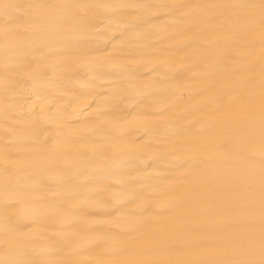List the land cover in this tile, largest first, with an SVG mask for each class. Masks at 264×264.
Segmentation results:
<instances>
[{
    "label": "bare ground",
    "instance_id": "obj_1",
    "mask_svg": "<svg viewBox=\"0 0 264 264\" xmlns=\"http://www.w3.org/2000/svg\"><path fill=\"white\" fill-rule=\"evenodd\" d=\"M0 264H260L264 0H0Z\"/></svg>",
    "mask_w": 264,
    "mask_h": 264
},
{
    "label": "snow or ice",
    "instance_id": "obj_2",
    "mask_svg": "<svg viewBox=\"0 0 264 264\" xmlns=\"http://www.w3.org/2000/svg\"><path fill=\"white\" fill-rule=\"evenodd\" d=\"M0 7L6 9V8H8L9 6H8V5H2V6H0ZM262 135H264V129H262ZM260 264H264V259H262V260L260 261Z\"/></svg>",
    "mask_w": 264,
    "mask_h": 264
}]
</instances>
